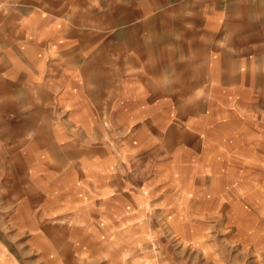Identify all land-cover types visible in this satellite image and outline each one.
Returning a JSON list of instances; mask_svg holds the SVG:
<instances>
[{
	"label": "rangeland",
	"instance_id": "1",
	"mask_svg": "<svg viewBox=\"0 0 264 264\" xmlns=\"http://www.w3.org/2000/svg\"><path fill=\"white\" fill-rule=\"evenodd\" d=\"M0 264H264V0H0Z\"/></svg>",
	"mask_w": 264,
	"mask_h": 264
},
{
	"label": "crops",
	"instance_id": "2",
	"mask_svg": "<svg viewBox=\"0 0 264 264\" xmlns=\"http://www.w3.org/2000/svg\"><path fill=\"white\" fill-rule=\"evenodd\" d=\"M125 63V64H124ZM137 63L138 61L135 59H130V60H126L125 58H121V59H115V65L116 66H119L121 68L122 65H125V66H130L129 68H134V69H137ZM226 66V70H227V75H229V62H226L225 64H223ZM250 65L251 63L249 62L247 67L245 68L244 70V74H245V77L246 79H250L251 78V68H250ZM119 68V69H120ZM121 72V71H120ZM256 74V76L260 75V73L258 72H254ZM134 76H136L135 74H133ZM133 75L130 76V81H129V90H130V93H129V97H126V100L124 99V93L123 92H120V95L122 98H116L115 102H114V112L115 114H117L118 116H120V118L122 116H125V114L128 113V111H131V105L128 103L132 101V99L135 98V95H134V86L136 85V80L135 81H132V78L134 77ZM79 112L75 113V115H78ZM106 116V114L104 115ZM78 116H74V119H77ZM74 126H72L71 122H67L66 124V128H67V132H71V133H74V129L75 127H80V124L79 123H73ZM61 127V126H60ZM73 127V128H72ZM105 127V126H104ZM160 127V126H159ZM73 129L72 131H70V129ZM106 128V127H105ZM154 132H156L158 130V125L155 124L154 126H152ZM63 131V130H62ZM107 131V130H106ZM107 133V132H106ZM109 134H112L113 137H112V140H108L107 138L105 139V137H103L101 140H99L97 142V145H91V144H88V145H81V144H78L77 143V138L74 137L72 139V141L74 142V145L75 146H78L80 148H84L87 150H90V149H94V148H104L102 150V153L106 156V152H104V150L108 149V147H112L114 145L115 148H118L120 145L118 144L119 141H121L122 139V136L126 137L128 136L126 133H124V131H122L121 127L118 126V124H116L114 127L111 126L110 130L108 131ZM115 136V138H114ZM107 137V136H106ZM110 138V137H109ZM77 145H76V144ZM125 145V144H124ZM88 146V147H87ZM55 162H58V159H55ZM98 162L100 163L101 167H100V172L104 173V171H106V166L109 167V165L107 163H111L112 161L109 160V158H106L101 160V159H98ZM55 169L56 173H62V164L61 165H58L55 163ZM110 168V167H109ZM91 191H93L92 193V197H97V202H98V206L100 203H103L105 204L106 202V199H105V194L104 192H107L110 193L111 192V188L110 187H114L113 188V195H116L117 193H119V190H120V184L119 183H115V181H113L112 184H109V185H98V184H95L94 182H91ZM116 185H117V188H116ZM87 189H88V186H87ZM99 197L101 198L99 200ZM80 200V198H79ZM70 205L68 203L62 205V206H59L56 211H68L67 213H72L73 211V214H75L74 210L75 209V206H73V210H70Z\"/></svg>",
	"mask_w": 264,
	"mask_h": 264
}]
</instances>
